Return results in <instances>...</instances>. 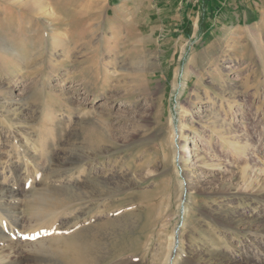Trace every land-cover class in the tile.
I'll return each instance as SVG.
<instances>
[{
    "label": "rangeland",
    "instance_id": "obj_1",
    "mask_svg": "<svg viewBox=\"0 0 264 264\" xmlns=\"http://www.w3.org/2000/svg\"><path fill=\"white\" fill-rule=\"evenodd\" d=\"M0 182V264H264V0H0Z\"/></svg>",
    "mask_w": 264,
    "mask_h": 264
},
{
    "label": "bare ground",
    "instance_id": "obj_2",
    "mask_svg": "<svg viewBox=\"0 0 264 264\" xmlns=\"http://www.w3.org/2000/svg\"><path fill=\"white\" fill-rule=\"evenodd\" d=\"M44 7V6H43ZM3 14V13H2ZM19 20V19H18ZM22 27V26H21ZM56 43H57V40H55L53 43H52V45L55 47V45H56ZM255 43H256V46L259 48V43H258V41L255 39ZM23 45V44H22ZM22 45H12V46H7V45H5L4 46V49H3V47H2V50L3 51H5L6 53H7V55L8 56H10V57H12V58H14L15 60H17V61H21V60H23L24 59V52H25V50H27L28 51V48H31L32 46H33V44H32V42H30V43H28L27 45H24V46H22ZM28 47V48H27ZM27 48V49H26ZM30 50V49H29ZM30 52V51H29ZM26 56V55H25ZM11 58V59H12ZM24 61V60H23ZM8 102H13V101H15L14 99H9V100H7ZM15 113V110H14V112L12 113V114H14ZM188 150H191V148H186V151H188ZM27 153V152H26ZM91 162V161H90ZM92 164V163H91ZM84 168V167H83ZM91 169V168H90ZM93 171V170H92ZM91 171V172H92ZM90 172V174H89V176L88 177H92L91 175H93L92 173ZM95 175V174H94ZM73 176V175H72ZM78 177V176H77ZM75 178H76V176H75ZM71 179V178H70ZM89 179H91V180H94L95 181V176L94 177H92V178H89ZM108 179V178H107ZM69 180V179H68ZM66 182H67V180H66ZM6 189V187H3V185L1 184V182H0V211L1 212H3V210L2 209H5V210H7V214L6 215H3L2 213L0 214V224L2 223V222H4V220L6 221V218H4L5 216H9L8 214L10 213V215L12 214V212H10L8 209H6L5 207H4V205H5V202L6 201H8V200H12L13 198V192H10V194H8V193H6V192H2V191H4ZM215 192V194H213L214 196H224L225 194H228L229 193V188H225V187H221V189H219V190H217V191H214ZM255 195H263V193H264V189L263 190H257V191H255V192H253ZM219 194H221V195H219ZM213 195H211V196H213ZM214 199H216V198H214ZM215 201V200H214ZM216 206V205H215ZM215 209H218L217 211H222L223 210V206L222 205H219V206H217V207H214V208H209L208 210H207V213H206V215L208 216V217H210V218H216L218 221H220V222H223V223H227L228 225H232V224H234L235 223V221H233V218H228V213H223V215H218V216H215V213H219V212H216V210ZM19 214H17L16 213V215L14 216H12L13 218H14V220L15 221H18V219H19V216H18ZM10 216V217H11ZM7 219H9V218H7ZM9 223H10V221H9ZM3 224V223H2ZM12 224V223H11ZM13 225V224H12ZM14 226V225H13ZM13 226H10L9 227V229H10V231H11V233H13V228L15 229V227H13ZM16 226V225H15ZM248 228L249 227H252L251 226V224L250 225H248L247 226ZM253 228V227H252ZM2 230V229H1ZM0 230V231H1ZM254 230H256L255 232L256 233H259V230H257V228H255ZM2 232H4L5 233V231H4V228H3V230H2ZM263 232V231H262ZM76 238H78V236L76 235V234H74L72 237H69V238H66L67 240H63V239H61V242L63 243V250L64 251H67L68 253H71V252H76V250H78L79 251V244H77V242L75 241L76 240ZM249 253H251V252H249ZM228 254V253H227ZM231 257H229L228 256V259H227V261H223V263L222 264H232V262H233V260H234V257H236V255H234V254H229ZM257 255V254H256ZM257 256H259V255H257ZM256 257V256H255ZM261 257V256H260ZM254 259H258V258H253V260L252 261H254L253 262V264H256L255 262V260ZM2 264H12V263H10V262H4V263H2ZM250 264V263H249Z\"/></svg>",
    "mask_w": 264,
    "mask_h": 264
},
{
    "label": "crops",
    "instance_id": "obj_3",
    "mask_svg": "<svg viewBox=\"0 0 264 264\" xmlns=\"http://www.w3.org/2000/svg\"><path fill=\"white\" fill-rule=\"evenodd\" d=\"M211 1H213V0H209V3H210ZM217 1H223V0H217ZM242 3H243V2H237L236 5L239 7ZM227 4H228L227 2H224L223 5H225V7H226ZM258 4H259V3H258ZM235 14H236V12H235Z\"/></svg>",
    "mask_w": 264,
    "mask_h": 264
}]
</instances>
